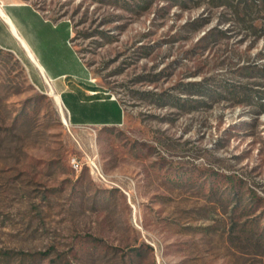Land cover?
Listing matches in <instances>:
<instances>
[{
    "label": "rangeland",
    "instance_id": "1",
    "mask_svg": "<svg viewBox=\"0 0 264 264\" xmlns=\"http://www.w3.org/2000/svg\"><path fill=\"white\" fill-rule=\"evenodd\" d=\"M27 1L125 118L72 124L0 50V264H264V0Z\"/></svg>",
    "mask_w": 264,
    "mask_h": 264
},
{
    "label": "crops",
    "instance_id": "2",
    "mask_svg": "<svg viewBox=\"0 0 264 264\" xmlns=\"http://www.w3.org/2000/svg\"><path fill=\"white\" fill-rule=\"evenodd\" d=\"M73 36L68 19H51L27 0H0V50L18 57L38 83L47 85L40 68L52 79L49 89L61 95L72 124L121 125L122 105L93 79Z\"/></svg>",
    "mask_w": 264,
    "mask_h": 264
},
{
    "label": "built area",
    "instance_id": "3",
    "mask_svg": "<svg viewBox=\"0 0 264 264\" xmlns=\"http://www.w3.org/2000/svg\"><path fill=\"white\" fill-rule=\"evenodd\" d=\"M70 44L73 45V38L70 40ZM40 71H41V74H42V77L45 81L46 84L50 85V82H52V79L46 75V73L40 68ZM109 94V93H108ZM111 97L113 99H115V96L114 95H111ZM64 109L67 113V116L64 114L65 117L68 118V120L71 122L70 120V112L68 110V108L64 105ZM87 164L90 168V171L91 173L100 181L102 182H108V179H107V176L105 175L103 169L101 168V166H98V161L95 157H91L88 155L87 157ZM74 163L75 164H78V161L77 160H74Z\"/></svg>",
    "mask_w": 264,
    "mask_h": 264
},
{
    "label": "bare ground",
    "instance_id": "4",
    "mask_svg": "<svg viewBox=\"0 0 264 264\" xmlns=\"http://www.w3.org/2000/svg\"><path fill=\"white\" fill-rule=\"evenodd\" d=\"M31 53V52H30ZM35 60V59H34ZM36 61V60H35ZM51 91H52V95H54L55 96V101H56V103H57V106H58V108H59V110L61 111V110H63L62 108H63V106H64V103H63V101H62V97H61V95L59 94V93H57L55 90H53L52 88H51ZM63 115H64V113H63Z\"/></svg>",
    "mask_w": 264,
    "mask_h": 264
}]
</instances>
